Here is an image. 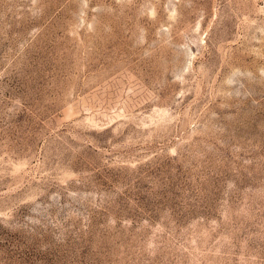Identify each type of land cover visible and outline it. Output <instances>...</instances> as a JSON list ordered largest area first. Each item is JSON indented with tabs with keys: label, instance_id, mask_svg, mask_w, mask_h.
<instances>
[{
	"label": "rangeland",
	"instance_id": "obj_1",
	"mask_svg": "<svg viewBox=\"0 0 264 264\" xmlns=\"http://www.w3.org/2000/svg\"><path fill=\"white\" fill-rule=\"evenodd\" d=\"M0 264H264V0H0Z\"/></svg>",
	"mask_w": 264,
	"mask_h": 264
}]
</instances>
